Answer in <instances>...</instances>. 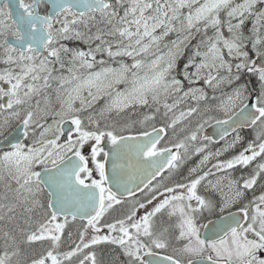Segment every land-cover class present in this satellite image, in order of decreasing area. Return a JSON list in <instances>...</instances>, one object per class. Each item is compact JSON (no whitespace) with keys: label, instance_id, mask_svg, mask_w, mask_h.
Instances as JSON below:
<instances>
[{"label":"snow or ice","instance_id":"snow-or-ice-1","mask_svg":"<svg viewBox=\"0 0 264 264\" xmlns=\"http://www.w3.org/2000/svg\"><path fill=\"white\" fill-rule=\"evenodd\" d=\"M0 264H264V0H0Z\"/></svg>","mask_w":264,"mask_h":264},{"label":"water","instance_id":"water-1","mask_svg":"<svg viewBox=\"0 0 264 264\" xmlns=\"http://www.w3.org/2000/svg\"><path fill=\"white\" fill-rule=\"evenodd\" d=\"M213 131V128H208L207 132L211 133Z\"/></svg>","mask_w":264,"mask_h":264}]
</instances>
